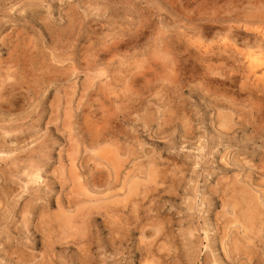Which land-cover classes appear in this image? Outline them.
I'll return each instance as SVG.
<instances>
[{
  "label": "rangeland",
  "instance_id": "1",
  "mask_svg": "<svg viewBox=\"0 0 264 264\" xmlns=\"http://www.w3.org/2000/svg\"><path fill=\"white\" fill-rule=\"evenodd\" d=\"M259 58L264 0H0V264H264Z\"/></svg>",
  "mask_w": 264,
  "mask_h": 264
},
{
  "label": "bare ground",
  "instance_id": "2",
  "mask_svg": "<svg viewBox=\"0 0 264 264\" xmlns=\"http://www.w3.org/2000/svg\"><path fill=\"white\" fill-rule=\"evenodd\" d=\"M263 32V31H262ZM262 32H260L261 34H262ZM250 53H253V52H250ZM245 55V54H244ZM252 55V54H251ZM255 55V54H254ZM253 55V56H254ZM259 55V54H258ZM253 56L251 57V59L253 58ZM255 57V56H254ZM257 57V56H256ZM244 58V57H243ZM246 58V57H245ZM247 59V58H246ZM260 59V58H259ZM262 59H263V57H262ZM262 59H260V60H262ZM247 61V60H246ZM246 61H245V64H246ZM257 61V60H256ZM263 62L262 63H264V60H262ZM255 62V61H254ZM258 62H260V61H258ZM252 64V63H251ZM261 64V63H260ZM257 65V64H256ZM255 65V66H256ZM252 66V65H251ZM254 66V67H255ZM258 66V65H257ZM262 66V65H261ZM253 67V66H252ZM250 68V67H249ZM257 68H259V66L257 67ZM255 70V69H254ZM262 71H263V69H261ZM251 71V70H250ZM257 72V71H256ZM261 72V71H260ZM249 73V72H248ZM264 73V72H263ZM252 74V73H251ZM259 74V73H258ZM262 75V74H261ZM253 77H254V75H252ZM260 76V75H259ZM264 76V75H263ZM255 78V77H254ZM261 78H262V76H261ZM259 82V81H258ZM158 231V230H157Z\"/></svg>",
  "mask_w": 264,
  "mask_h": 264
}]
</instances>
